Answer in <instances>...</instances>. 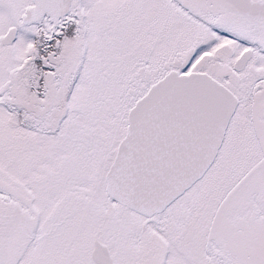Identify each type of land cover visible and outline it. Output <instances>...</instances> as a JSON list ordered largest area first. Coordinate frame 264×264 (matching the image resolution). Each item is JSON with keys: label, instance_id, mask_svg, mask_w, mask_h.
Wrapping results in <instances>:
<instances>
[{"label": "snow or ice", "instance_id": "snow-or-ice-1", "mask_svg": "<svg viewBox=\"0 0 264 264\" xmlns=\"http://www.w3.org/2000/svg\"><path fill=\"white\" fill-rule=\"evenodd\" d=\"M0 264H264V0H0Z\"/></svg>", "mask_w": 264, "mask_h": 264}]
</instances>
